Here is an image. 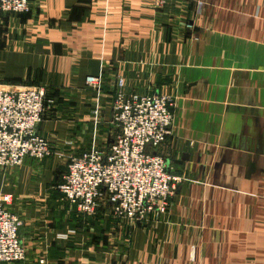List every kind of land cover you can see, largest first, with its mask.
<instances>
[{"label": "crops", "instance_id": "crops-1", "mask_svg": "<svg viewBox=\"0 0 264 264\" xmlns=\"http://www.w3.org/2000/svg\"><path fill=\"white\" fill-rule=\"evenodd\" d=\"M157 1L28 0L1 15L0 89L43 87L52 154L0 167L25 249L0 264H264V0ZM118 76L173 99L159 153L182 180L150 224L102 203L81 214L57 188L68 156L111 140Z\"/></svg>", "mask_w": 264, "mask_h": 264}, {"label": "built area", "instance_id": "built-area-1", "mask_svg": "<svg viewBox=\"0 0 264 264\" xmlns=\"http://www.w3.org/2000/svg\"><path fill=\"white\" fill-rule=\"evenodd\" d=\"M28 6V0H0V20L2 14L22 13ZM102 81L100 75H87L84 82L100 91ZM125 87L124 77H116L111 140L68 156L66 172L57 188L81 214L93 215L102 203L117 218L150 224L166 214L182 180L170 172L159 153L172 133L173 99L168 94L128 92ZM44 108L41 86L0 89V167L12 168L25 157L41 160L52 154L49 139L37 132ZM99 109L98 104L92 109L94 117ZM11 200V193H0V263L25 258L17 234L21 220L10 212Z\"/></svg>", "mask_w": 264, "mask_h": 264}, {"label": "trees", "instance_id": "trees-1", "mask_svg": "<svg viewBox=\"0 0 264 264\" xmlns=\"http://www.w3.org/2000/svg\"><path fill=\"white\" fill-rule=\"evenodd\" d=\"M58 186V185H57Z\"/></svg>", "mask_w": 264, "mask_h": 264}]
</instances>
